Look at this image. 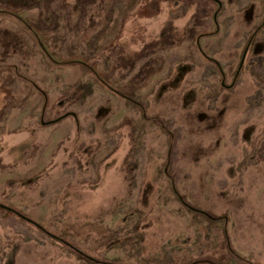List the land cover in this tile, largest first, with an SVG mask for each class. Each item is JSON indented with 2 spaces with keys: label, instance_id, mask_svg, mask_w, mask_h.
<instances>
[{
  "label": "rangeland",
  "instance_id": "374dc122",
  "mask_svg": "<svg viewBox=\"0 0 264 264\" xmlns=\"http://www.w3.org/2000/svg\"><path fill=\"white\" fill-rule=\"evenodd\" d=\"M0 264H264V0H0Z\"/></svg>",
  "mask_w": 264,
  "mask_h": 264
}]
</instances>
